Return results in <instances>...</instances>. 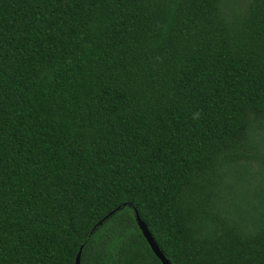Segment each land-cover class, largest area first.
I'll use <instances>...</instances> for the list:
<instances>
[{
    "label": "trees",
    "instance_id": "obj_1",
    "mask_svg": "<svg viewBox=\"0 0 264 264\" xmlns=\"http://www.w3.org/2000/svg\"><path fill=\"white\" fill-rule=\"evenodd\" d=\"M135 211L264 264V0H0V264H161Z\"/></svg>",
    "mask_w": 264,
    "mask_h": 264
},
{
    "label": "water",
    "instance_id": "obj_2",
    "mask_svg": "<svg viewBox=\"0 0 264 264\" xmlns=\"http://www.w3.org/2000/svg\"><path fill=\"white\" fill-rule=\"evenodd\" d=\"M119 208H117L118 210ZM115 211H112L111 213H109L107 216H105L101 221H99L95 228L100 226L105 219H107L108 217H110ZM135 221L136 224L142 234V236L144 237V239L146 240L147 244L149 245L150 249L152 250V252L154 253V255L159 259V261L161 262V264H170V262L164 257L163 253L160 251V249L158 248V246L156 245V243L154 242L153 237L151 236L147 226L145 225V223L140 219L138 213L135 211ZM94 228V229H95ZM81 249L82 247L79 248V251L75 257V263L74 264H80V256H81Z\"/></svg>",
    "mask_w": 264,
    "mask_h": 264
},
{
    "label": "clouds",
    "instance_id": "obj_3",
    "mask_svg": "<svg viewBox=\"0 0 264 264\" xmlns=\"http://www.w3.org/2000/svg\"><path fill=\"white\" fill-rule=\"evenodd\" d=\"M196 116H198V114H196ZM194 118H196V117H194Z\"/></svg>",
    "mask_w": 264,
    "mask_h": 264
}]
</instances>
